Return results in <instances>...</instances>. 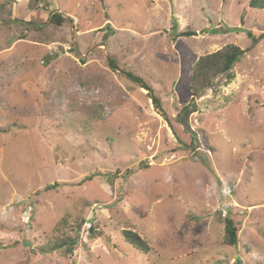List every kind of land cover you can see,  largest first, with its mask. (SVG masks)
Segmentation results:
<instances>
[{
    "label": "rangeland",
    "instance_id": "rangeland-1",
    "mask_svg": "<svg viewBox=\"0 0 264 264\" xmlns=\"http://www.w3.org/2000/svg\"><path fill=\"white\" fill-rule=\"evenodd\" d=\"M229 43L235 78L193 96L195 62ZM0 264H264V10L0 0Z\"/></svg>",
    "mask_w": 264,
    "mask_h": 264
},
{
    "label": "trees",
    "instance_id": "trees-1",
    "mask_svg": "<svg viewBox=\"0 0 264 264\" xmlns=\"http://www.w3.org/2000/svg\"><path fill=\"white\" fill-rule=\"evenodd\" d=\"M249 6L251 8L264 10V0H249ZM65 20L66 19L59 12H53L50 16V21L54 25H60L65 22ZM189 33V31H183L180 35H188ZM243 51L244 50L240 46L229 43L214 52L200 56L195 62L191 73L190 89L192 95L198 96L208 87L211 88L212 93L216 95L220 91L222 85L229 84L236 76L232 63ZM109 61L113 67H117V61L114 57H110ZM123 72L134 81H138L143 86L149 88L137 75L130 71L123 70ZM150 92L149 95L151 97L152 91ZM154 100L157 108L164 113L160 99L154 96ZM187 108L188 107L185 106L186 111ZM87 179H91V176H88ZM223 222V244L232 246L237 245L239 242V227L235 220L230 216H225ZM123 235L127 241L137 249L143 251L149 250L148 243L137 232L130 229L123 230ZM75 244L76 238L69 236V238L57 240L54 249H64L66 252H72Z\"/></svg>",
    "mask_w": 264,
    "mask_h": 264
},
{
    "label": "water",
    "instance_id": "water-1",
    "mask_svg": "<svg viewBox=\"0 0 264 264\" xmlns=\"http://www.w3.org/2000/svg\"><path fill=\"white\" fill-rule=\"evenodd\" d=\"M240 55H242V53H241ZM240 55H238V56H237V58H238ZM237 58H236V59H237ZM233 64H234V62L232 63V66H233ZM144 88H146L148 91H150V89H149V88H147V87H144ZM151 98H152V102H153V105H154V107H156V108H157V106H156V104H155L154 97H151Z\"/></svg>",
    "mask_w": 264,
    "mask_h": 264
},
{
    "label": "built area",
    "instance_id": "built-area-1",
    "mask_svg": "<svg viewBox=\"0 0 264 264\" xmlns=\"http://www.w3.org/2000/svg\"><path fill=\"white\" fill-rule=\"evenodd\" d=\"M29 218H30V217H29V216H27V220H29Z\"/></svg>",
    "mask_w": 264,
    "mask_h": 264
}]
</instances>
